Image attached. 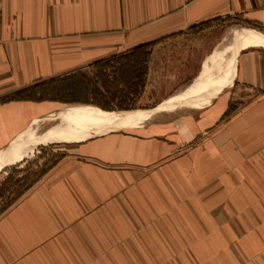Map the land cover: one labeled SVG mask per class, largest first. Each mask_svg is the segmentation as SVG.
Returning <instances> with one entry per match:
<instances>
[{"label": "crops", "instance_id": "obj_1", "mask_svg": "<svg viewBox=\"0 0 264 264\" xmlns=\"http://www.w3.org/2000/svg\"><path fill=\"white\" fill-rule=\"evenodd\" d=\"M230 21L264 36V0H0V157L63 106L161 105ZM147 46L125 101L137 107L32 99ZM161 120L39 143L69 144L0 212V264H264V38L239 51L232 87L209 106Z\"/></svg>", "mask_w": 264, "mask_h": 264}, {"label": "rangeland", "instance_id": "obj_2", "mask_svg": "<svg viewBox=\"0 0 264 264\" xmlns=\"http://www.w3.org/2000/svg\"><path fill=\"white\" fill-rule=\"evenodd\" d=\"M241 25L242 24L240 22H235V21H230L228 22V24H223L222 28H220L214 34L215 43L222 38V35H224V38L223 40H221L220 43L224 42V40L226 41L227 39H228L227 41H229L228 42L229 47L227 48V50H225L223 55L220 57H217L216 59L218 60L216 61L213 59L214 56L211 53L204 60L202 70L201 72H199V74L194 79V81H192V83L187 88L181 90L178 96L176 94L171 97L172 99L169 98L165 101L167 107L165 106V108L163 107L160 110L156 111L155 114L144 117L145 119H141L144 122L140 120L138 123H135L134 125H138V124L143 125V124H146L152 121H160L161 119L167 120L175 116L179 117L181 116V114H187V112H190V111H199L200 109L209 106L214 100H216L219 96L213 99L212 101H210L208 104H206L202 108L201 106H199L196 109L184 106V104L180 105L179 103L180 101H184V102L192 101V98L196 96L195 94H197L199 87L203 85V83L205 82L209 74V73L204 72V69L206 68V66L213 68L215 70V74H217L220 71V66L223 63V56L229 57L233 55L236 50L241 49L245 47L246 45H248L247 41H245V39L243 38L244 37L243 34L245 32L252 31V30L249 28L243 27ZM175 100L177 101L178 105H176ZM134 107H137V106H135L134 104ZM144 107L152 110V108L156 106L151 104L149 106L146 105ZM135 111H138V110H135ZM135 111L131 110L129 112H135ZM139 111H145V110H139ZM58 116L62 117V114H58ZM63 116L72 117V113H64ZM162 120L161 122H164ZM59 122L61 123L62 120H59ZM59 122L58 121H48V123L47 122L43 123L39 128L41 130H45L46 128H50V127L53 128L55 126H59L60 129H52L54 130L55 134L58 133V130L59 131L69 130V125L67 123L59 124ZM164 123L168 124V123H171V121H167ZM71 127H73V131L76 132L75 137L76 138L78 137V139L83 138L85 136L93 135L96 132H100L104 130L105 128H110L108 127L107 124H103V123L96 124L92 122V120H90L89 118H87L86 120H79L78 123H76L75 125L73 124V126L71 125ZM24 141H25V138L22 139V142ZM68 144L69 143L67 142H58V143L56 142V143L36 145L34 147V150L30 152L27 157H24L22 160L9 165L5 167L2 171H0V212L3 209H5L7 205L11 204L15 199H17L20 193H22L23 191L26 192L28 190L27 189L28 186L33 181H35L37 178L39 179V177L42 175L44 171H47L52 165H54L57 162V160L60 158V156L63 154V151L62 150L60 151L58 148H64Z\"/></svg>", "mask_w": 264, "mask_h": 264}, {"label": "bare ground", "instance_id": "obj_3", "mask_svg": "<svg viewBox=\"0 0 264 264\" xmlns=\"http://www.w3.org/2000/svg\"><path fill=\"white\" fill-rule=\"evenodd\" d=\"M243 35H244L243 38L245 39V41H247V44L258 42L264 38V36L258 33L257 31L256 32L248 31L245 32ZM226 41L224 40V42L220 43L219 46H217L213 51L212 55L214 56L213 57L214 60L217 61L218 59L216 58L222 56L225 50H227V48L229 47V43H228L229 41L227 42ZM241 49L236 50L235 53L233 52L234 54L229 57L223 56V63L220 66V71L217 74H215V70L213 68L206 66L204 72L209 74L203 85L199 87L197 94H195L196 96L192 98V101H187V102L180 101L179 102L180 105L184 104V106L194 109L198 108L199 106H201L202 108L210 101L221 95V93L230 89L236 77L237 56ZM175 102L176 105H178L176 100ZM165 106H166V102H163L157 108L152 110H145V111L138 110L135 112H122V113L105 112L103 110H99L91 106H83V105L63 106V108L60 111L62 112L61 113L62 117L58 116L59 114L58 112L53 117V121L59 122V120H62V122L61 123L59 122V124L67 123L69 125V130L62 131L64 135H61V137H56V136L52 137V136H45L38 127L37 129L34 130L36 132L33 133L34 136L30 142L22 143L18 141L17 144L14 143V147L9 149V151H7L3 156L0 157V169L3 168L4 165L11 164L15 161L22 159L24 156L28 155L29 151H32L33 147L36 144L46 143L50 141H57V140H65V139L69 141L78 139V137L77 138L75 137L76 132L73 131V127H71V125L72 126L73 124L75 125L76 123H78L79 120H86L87 118H89L90 120H92V122L96 124H101V123L107 125L124 124L126 126L128 125L130 126V125H134L135 123H138L141 119H145L144 117L146 116L155 114L156 111L160 110L163 107L165 108ZM64 113H72V117H65L63 116ZM52 129H60V128L59 126H55Z\"/></svg>", "mask_w": 264, "mask_h": 264}, {"label": "trees", "instance_id": "obj_4", "mask_svg": "<svg viewBox=\"0 0 264 264\" xmlns=\"http://www.w3.org/2000/svg\"><path fill=\"white\" fill-rule=\"evenodd\" d=\"M150 46L140 49L138 52H132L127 55L111 58L106 61L97 62L95 71L92 75L78 72L64 78L55 79L41 85L35 86V96L32 99L36 101L55 100L64 103L85 102L97 105L98 107L112 110H127L134 107L133 103H127L126 99L130 94L135 93L137 86L136 79L142 78V72L145 75ZM114 76V79L111 77ZM127 81L128 88H119L116 79ZM101 82L104 91L99 87ZM145 84V78L143 79ZM126 85V84H125ZM120 94L123 97L120 104L112 105L109 100ZM26 95H23V97ZM108 101V102H107ZM44 171L42 175L45 173ZM41 175V176H42ZM40 176V177H41ZM39 177V179H40ZM33 181L29 189L37 180ZM22 193L19 194V196ZM8 206V205H7Z\"/></svg>", "mask_w": 264, "mask_h": 264}]
</instances>
